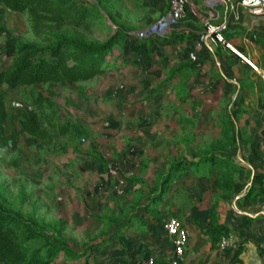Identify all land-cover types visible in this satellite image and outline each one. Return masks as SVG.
<instances>
[{
    "label": "crops",
    "instance_id": "0c3cea01",
    "mask_svg": "<svg viewBox=\"0 0 264 264\" xmlns=\"http://www.w3.org/2000/svg\"><path fill=\"white\" fill-rule=\"evenodd\" d=\"M213 1L218 4L215 5ZM236 2L238 0H189L185 18L171 31L183 37L171 36L170 33L164 37H148L143 41L129 39L132 45L128 52H132L133 60L122 56L126 52H122L123 45H120V61L117 55L111 56L112 69L109 74L117 75L121 68L131 71L127 85H134L129 87L119 102L100 95L105 85H100L104 73L97 80L93 79L91 86H86L87 90L93 92L84 95L81 106L83 116H101L102 112L104 116L115 115V121L107 122L106 125L113 126L119 138L131 139L148 120L152 121V118L143 114L149 112L150 105L155 104L156 107L161 105L160 102L169 103L171 100L175 105L177 102L179 110L173 112L175 116H159V109L158 116H153V122L162 121V126H165L166 119L171 118L176 123L192 122L199 106H209V119H221L225 121V126L230 127L219 128L234 142L229 151L222 153L230 156L236 164V167L217 175L208 171V164L189 167L187 174L170 184L159 206V215H147L142 225L133 221L117 239L111 240L97 252L94 264H149L150 257L153 258L152 264L158 260L169 262L173 245L163 225L170 216H177L190 233L180 264H230L234 251L239 247L240 253L235 264H264V96L256 83L249 82L256 73L247 68L246 60L241 57L255 64L259 71H264V16H251ZM231 5L234 7L231 8ZM207 22H226L224 35L229 46L205 33ZM136 45L141 47L133 51ZM180 64H189L194 69L189 73L180 71L175 74L174 84L166 89L165 85L157 84L160 82L158 74ZM139 77L141 80H137ZM5 85L8 84L0 85L4 100ZM261 85L264 84L261 82ZM136 91H147L146 98L141 97L143 100L140 101ZM35 97L31 98V109L24 108L19 113H10L5 100L4 127L9 116H17L18 120L23 113L31 115ZM188 105L191 107L186 111L183 106ZM158 130L157 127L152 132L156 134L163 131ZM124 149L126 151L115 155L120 174L130 169L128 164L133 159L139 162L138 167L143 160L142 164L147 165V170L153 168L152 178L144 180L148 184L154 182L156 175L166 168L173 155L166 146L153 150L150 155L147 150L134 144H128ZM193 153L199 151L189 153L184 150L180 157L192 158ZM136 170L132 172L133 176ZM224 173L232 177L225 178ZM109 179V185H113L117 175L113 174ZM108 194L117 197L112 192ZM210 219L229 228L228 234L234 239L231 247L223 250L218 242L212 244L206 233Z\"/></svg>",
    "mask_w": 264,
    "mask_h": 264
},
{
    "label": "rangeland",
    "instance_id": "374dc122",
    "mask_svg": "<svg viewBox=\"0 0 264 264\" xmlns=\"http://www.w3.org/2000/svg\"><path fill=\"white\" fill-rule=\"evenodd\" d=\"M83 1L96 4L102 18L93 20L90 30L69 28L68 32L90 44L99 43L118 30L132 34L135 38L136 32L153 25L167 11L166 4L161 0ZM187 1L189 3V0ZM0 24L5 26L17 41L33 42L40 46L46 44L44 34L35 35L32 31L26 12H13L0 6ZM128 40L121 44L122 52H126L122 56H128L133 60L132 52H128L132 45ZM119 46L113 49V55H117L120 61ZM7 47L9 44L6 42V37H0V65L4 64L3 53ZM140 47L136 45L133 51H138ZM108 60L109 63L112 62L111 56ZM245 63L247 68L251 67L247 62ZM252 70L256 75L249 82L256 83L264 96V85H261L257 72L253 68ZM110 71V69L105 71L101 76L103 81L100 85L101 83L105 85L100 95H103L105 99L110 98L111 101L119 102L128 92L129 87L134 85V83L127 85L132 73L122 68L118 71L119 73H116L117 75L115 73L110 75ZM158 76L160 82L158 81L157 84L165 85V89L174 84L173 78V80L168 79L170 71ZM137 80H141V77ZM92 84V80L60 84L57 86L59 93L54 98L59 117L63 121L69 120L71 123L81 125L83 133L88 132L87 136L78 134L60 136L55 133L58 149L38 150L26 144L22 127L12 116H9L5 127V144L0 146V201L3 206L18 211L24 218H33L49 234L54 235L55 231L57 233L59 231L60 235H58L68 241L72 249L77 252H84L86 246L99 244L102 237L108 235L105 218L123 216L125 211L131 208L140 209L137 206L145 201L147 188L145 186L140 188L138 184L141 180L144 182L147 177L151 179L154 173L151 170L152 167L147 170V165L142 164L143 160L139 167L137 166L139 162L137 163L135 159L128 164L130 169L128 168L125 174L134 172V169L137 170L134 176H123L128 184L126 193L122 197L114 198L108 194L113 186L112 183L109 185L112 173L119 178L123 175L118 171V167L108 168V164L118 166L115 155L126 151L124 147L128 144L147 150L148 155L153 150H160L166 146V149L172 152V158L175 159L180 158L184 150L189 153L198 152L201 149L224 152L229 151L234 145L232 138L219 131L220 127L224 129L229 127L225 126V121L221 119L211 121L207 116L211 112L209 106H199L197 109L199 111L192 122L176 123L171 118L166 119L165 126H162V121L154 123L153 116H158L159 110V116L176 115L179 106L177 102L174 105L173 100L169 103L160 102L161 105L156 107L155 104L150 105L149 112H143V114L152 118V121L148 120L131 139L119 138L115 134L114 127L106 125L107 122L115 121V115L104 116L102 112L101 116H83L81 106L84 103V95L93 92L87 90L86 86ZM3 90L7 110L10 113H19L24 108L30 110L32 96L39 92L47 94L45 84H32L26 87L8 84ZM136 92L140 101L146 98L148 93L147 91ZM190 107L183 106L187 109L186 111H189ZM174 111L175 114H173ZM65 113L69 115L65 116ZM157 127L163 131L154 134L152 131ZM60 145H64L66 151L60 149ZM109 169L111 173L107 172ZM213 175H215L214 172ZM226 177L232 176L225 175ZM134 186L136 189L132 188ZM105 189L107 191H104ZM59 222H62V225ZM86 250L85 255L78 258H72L74 253L68 257L61 254L53 264H84L86 259L88 264H94L99 250ZM91 250L95 254L93 257L89 256Z\"/></svg>",
    "mask_w": 264,
    "mask_h": 264
},
{
    "label": "trees",
    "instance_id": "16d2710c",
    "mask_svg": "<svg viewBox=\"0 0 264 264\" xmlns=\"http://www.w3.org/2000/svg\"><path fill=\"white\" fill-rule=\"evenodd\" d=\"M0 6L13 12H26L32 31L35 35L44 34L46 40V44L42 46L33 42L17 41L9 30L0 24V36L6 37L9 44L3 53L4 64L0 66V85H46L47 94H36L31 115L23 113L18 120L16 116H12L22 127L26 144L38 150H57L55 133L60 136H87V131L86 134L83 133L81 125L80 128L79 124L69 120L63 121L59 117L54 101L58 95L57 86L63 82L80 83L97 78L111 69L112 62L109 63L108 57L113 56L116 46L126 39L143 41L144 38H134L132 34L118 30L103 41L90 44L69 34V28L90 30L93 20L102 18L96 4L83 0H0ZM170 35L183 37L176 33ZM226 37L224 35L225 40ZM192 69L193 66L189 64H180L171 68L168 79H172L180 71L189 73ZM249 69L253 71L251 67ZM258 79L261 80L260 76ZM5 119L6 104L3 94L0 93V146L5 144ZM60 149L66 151L64 145H60ZM201 163L208 164V171L212 174L214 172L215 175L236 167L230 156L214 149H201L199 153H193L192 158H172L166 168L156 175L153 183L139 181L140 188H147L145 201L137 206L140 209L131 208L125 211L123 216L105 218L108 235L103 236L99 244L86 246L84 252L73 250L68 241L59 236V231H55L54 235L49 234L36 220L24 218L18 211L4 207L0 201V264H52L61 254L68 257L74 253L72 258H78L85 255L86 249H103L111 240L117 239L122 230L133 221L142 225L147 215L158 216L159 206L168 193L170 184L176 178L187 174L189 167ZM59 223L62 225V222ZM206 233L214 244L219 241L221 234L229 233V228L217 220L210 219ZM32 243L35 244L30 246ZM92 250L90 257L95 256ZM239 253L240 247L234 251L230 264H235ZM84 264H88L87 259ZM155 264L170 263L158 260Z\"/></svg>",
    "mask_w": 264,
    "mask_h": 264
},
{
    "label": "built area",
    "instance_id": "2783aa9c",
    "mask_svg": "<svg viewBox=\"0 0 264 264\" xmlns=\"http://www.w3.org/2000/svg\"><path fill=\"white\" fill-rule=\"evenodd\" d=\"M167 6L166 14L161 16L153 25L148 28L135 33V37L138 38H148L152 36L164 37L171 33L172 29L185 18L187 13V0H161ZM211 1V0H206ZM216 5L218 2L213 1ZM237 6H241L245 8L251 16L254 17H263L264 16V0H238L236 2ZM234 6L231 5V8ZM227 30L226 22L223 23H213L207 22L205 24V33L210 35L215 41L225 43L227 46L229 44L224 39V33ZM252 37H255L252 34ZM241 56V55H240ZM246 62L260 75L262 82L264 83V71L258 69V67L252 62L248 61L246 58L241 56ZM83 141V138L81 139ZM117 168V166L108 164V168ZM111 173L112 171L109 169L108 171ZM115 174V173H112ZM132 171L128 174H123L122 177H117V181L113 184L112 188H110V193L112 192L114 195L118 197H122L126 193L125 189L128 184L125 181L123 176H132ZM166 233L170 236L172 245H173V255L170 259V264H180L184 257L185 246L189 239V230L182 223V221L177 216L168 217L163 225ZM234 239L230 234H221L219 237L218 245L221 249L225 250L231 247ZM149 264L153 263V258L150 257L148 259Z\"/></svg>",
    "mask_w": 264,
    "mask_h": 264
}]
</instances>
